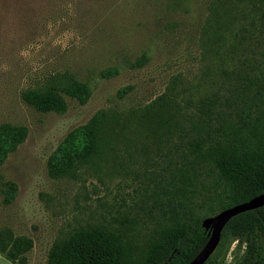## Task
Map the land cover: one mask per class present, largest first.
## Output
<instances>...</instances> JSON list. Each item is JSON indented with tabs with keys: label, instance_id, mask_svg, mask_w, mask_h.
Wrapping results in <instances>:
<instances>
[{
	"label": "rangeland",
	"instance_id": "rangeland-1",
	"mask_svg": "<svg viewBox=\"0 0 264 264\" xmlns=\"http://www.w3.org/2000/svg\"><path fill=\"white\" fill-rule=\"evenodd\" d=\"M216 1L0 0V124L27 129L0 166V230L31 242L25 264H46L56 239L91 225L134 245L151 234L153 223L140 209L144 171L155 169L165 151L159 138L138 136L132 126L114 142L116 158L85 166L75 179L50 177L47 162L68 133L99 111L128 116L174 80L185 95L208 94L213 70L200 39ZM68 80L87 85L84 104L64 96V112H39L20 98L23 90L60 89ZM5 182L16 186L9 203ZM245 252L246 244L219 240L209 258L239 264ZM0 264L14 263L0 253Z\"/></svg>",
	"mask_w": 264,
	"mask_h": 264
},
{
	"label": "trees",
	"instance_id": "trees-1",
	"mask_svg": "<svg viewBox=\"0 0 264 264\" xmlns=\"http://www.w3.org/2000/svg\"><path fill=\"white\" fill-rule=\"evenodd\" d=\"M210 12L200 39L213 70L208 94L185 95L174 80L128 116L99 111L47 162L50 177L75 179L85 166L116 158L114 142L132 126L138 136L159 138L165 151L144 171L140 209L153 223L151 234L134 245L112 229L83 227L56 239L46 264H189L209 239L202 218L264 193V0H217ZM89 95L87 85L68 80L60 89L23 90L20 98L36 111L62 113L64 96L84 104ZM26 136L24 126L0 124V166ZM3 186L9 203L16 186ZM220 240L246 244L239 264H264V206L231 218ZM30 248L29 240L0 230V253L11 263L25 264Z\"/></svg>",
	"mask_w": 264,
	"mask_h": 264
},
{
	"label": "water",
	"instance_id": "water-1",
	"mask_svg": "<svg viewBox=\"0 0 264 264\" xmlns=\"http://www.w3.org/2000/svg\"><path fill=\"white\" fill-rule=\"evenodd\" d=\"M264 206V193L244 203L234 205L201 220V227L208 231L209 239L202 250L193 258L189 264H204L217 247L220 234L228 221L246 211L258 209Z\"/></svg>",
	"mask_w": 264,
	"mask_h": 264
}]
</instances>
